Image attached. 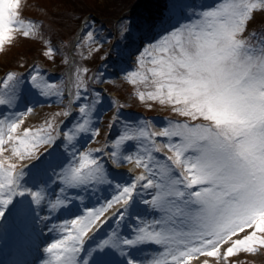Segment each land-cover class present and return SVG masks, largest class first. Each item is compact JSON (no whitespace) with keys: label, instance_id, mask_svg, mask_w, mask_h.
Listing matches in <instances>:
<instances>
[{"label":"snow or ice","instance_id":"obj_1","mask_svg":"<svg viewBox=\"0 0 264 264\" xmlns=\"http://www.w3.org/2000/svg\"><path fill=\"white\" fill-rule=\"evenodd\" d=\"M20 7L21 0H0V47L11 38L13 24L23 26L24 22L19 19ZM257 8L264 9V3L259 0L256 3L224 0L217 7L202 12L198 20L177 21L166 28L160 38L140 54L139 68L128 73L132 83H137L135 77L142 72L141 78L145 81L151 79L154 88L153 92L147 93L149 98L181 105L178 110L198 122L170 124L155 133L156 136L176 138L175 142L169 139L166 143L173 153L168 158L171 164L167 166V183L158 185L151 175L135 177L134 183L116 185L117 193L98 208L87 207V215H75L71 221L76 225L75 235L56 239L46 248L49 253L64 249L63 255L56 256L60 264H119V257L125 258V264H143L132 258L130 252L133 246L146 241L163 245L172 264H189L200 255L230 258L241 250L255 252L258 246L264 247V46L255 48L242 38ZM28 27H32L31 22ZM23 35L27 38L31 32L26 30ZM85 35L95 40L94 26L90 22H86ZM53 51L49 48L48 54ZM39 75L38 72L32 76L34 83ZM14 78L17 83L22 80L16 72L7 76L9 81ZM83 87L90 91L86 83ZM76 97L80 99L81 93L78 92ZM140 97L144 99L145 93ZM16 99L18 97L0 99V104L14 106ZM96 99H100L99 93H96ZM86 109L94 110L95 103H83L80 112L85 113ZM24 115L23 112L15 115L11 122L7 118L0 121V153L6 150V145H27L29 137L33 149L37 142L75 149V143H69L74 140L73 130L69 129L66 139L60 138V144H57L54 124H48L44 136L38 140L32 129L24 133L22 140L15 133ZM75 127L84 130L82 124ZM140 137H143L140 140L142 145L151 146L144 148V154L153 160L151 152L156 142L143 127L134 136L121 135L116 146L119 148L126 138ZM94 151L89 149L83 153L81 162L76 159V150L71 155L65 150L55 154L48 150L49 156L54 155L49 166L61 169L54 173L56 180L63 182L57 187L61 193L90 184L111 183L107 180V169L91 156ZM15 154L21 160L25 158V152L18 146ZM110 159L119 163L116 151L110 154ZM136 159L142 163L144 157L137 153ZM89 165H95V168ZM143 166L149 167L148 164ZM85 168L88 171H84ZM16 169V164L5 169V162L0 160V175L7 171L6 179L0 181V204L5 206L0 209V221L4 222L0 227L9 224L5 212L13 216L14 210L13 217L26 221L32 215H38V209L44 204L41 194L50 190L47 187L49 182L43 181L37 185L40 191H34L23 182L28 172L20 168L17 173ZM149 172H152L151 168ZM137 186L159 189L151 195V204L161 213L160 219H154L149 226L137 217L140 223L135 225L133 238L113 231L112 237L98 241L94 248H85V238L94 240L107 225L106 213L112 211L113 216L118 215L121 220L125 218ZM4 189H8L7 199L3 198ZM26 194L34 198L37 207H32L33 201L26 198L16 199L26 197ZM65 200L72 203L67 196ZM49 204L52 210L56 209V204L51 201ZM8 205L12 207L8 208ZM173 209L179 214L177 217H173ZM63 211L74 215L71 207H65ZM48 220V217H40L44 227H48ZM68 223L65 221L66 225ZM239 233H244L243 237H239ZM40 235L42 230L37 238ZM70 241L73 243L69 244ZM44 264H51V261H44ZM151 264H166V261L154 259ZM204 264L208 261L205 260Z\"/></svg>","mask_w":264,"mask_h":264},{"label":"rangeland","instance_id":"obj_2","mask_svg":"<svg viewBox=\"0 0 264 264\" xmlns=\"http://www.w3.org/2000/svg\"><path fill=\"white\" fill-rule=\"evenodd\" d=\"M130 1L21 0L19 9L21 16L19 19L24 23L23 26L13 24L11 38L5 40L3 47H0V72L9 66H15L24 68L18 69L17 73L26 75V77L19 83L14 81L12 85L4 84L0 80V99L9 100L12 97H18L14 106L10 103L0 104V121H5L7 118L8 122H11L15 115L23 112L25 115L22 117V123L15 134L20 135L23 140L24 133L28 129H32V132L37 134L38 140L39 137L44 136L48 124H54V134L57 136L58 126L70 115L71 110L76 108L78 110L77 118L68 125L66 124L63 131V138L66 139L69 134L68 130H73L74 140L69 141V143H75V149L68 148L65 145V152L71 155V152L76 150V159L83 162V153H87L89 149L96 150L91 153V156L96 158L107 169V180L111 181V183L90 184L81 189H66L64 193H61L57 187L59 184L63 185V182L56 180L54 175V173H59L61 169L53 171L51 174L53 177H50L47 184L50 190L41 194L44 204L38 209V215H32L30 220L26 221L20 217H13L15 215L14 210L13 216H9L8 212H5L9 219V224L0 227V249L1 247L14 249L15 246L20 244L23 248L21 252L35 253V255L39 256L35 264H44V261H51V264H60L56 256L57 254L63 255L64 249H57L49 253L46 248L55 242L56 239L63 240L68 235H75L76 225L71 224V221L76 218L75 215H87L85 211L87 207L98 208L117 193L116 185H126L129 181L134 183L135 177H148L151 175L158 185L167 183L169 176L167 166L171 164L168 158L173 153L166 146V143L169 139L175 142L176 138L156 136L155 133L161 132L170 124L197 123L198 121H193L190 117L185 116L182 111H179L178 109L182 107L181 105L149 98L147 93L154 91L151 79L143 80L141 78L143 73L141 72L135 77L137 83L133 84L128 73L139 68L140 54L149 44L158 40L166 28L176 24L177 21L187 23L193 19L198 20L202 12L217 7L224 0H159L157 5L171 6V8L166 9L167 13L163 19H160L157 16L158 14H154L152 7H147L151 4L150 2L147 4L146 0L145 6L143 4L145 0H140L138 11L129 12L126 14L125 19L118 23L117 30L123 40L117 44L114 41L111 43V41L103 39L101 35L97 36L96 27H94L95 40H90L84 35L80 40L83 41L79 43V59L77 60L79 79L76 83L78 87L75 92L76 94L80 92L81 97L80 99L76 97L75 105L71 104L69 91L65 87L66 83L63 87H60L59 81L63 77L59 75V72L62 70L60 67L63 63V60L61 62L63 53L58 51L55 53L53 51L48 54V49L52 48L55 50V45L42 35L44 31L55 30L56 34H60L59 36L54 35L55 44L64 46V39H69L75 31L77 32L80 29L77 30L78 23L75 22L78 14L88 10H95L105 16H109L107 19L111 23L113 20L112 16L119 14L122 8ZM245 2L256 3L258 0H245ZM259 2L264 3V0H259ZM121 16H124V14ZM34 21H37V27H35L36 22ZM29 22H31V28L28 27ZM130 26L132 33L129 31L125 34ZM43 28L44 31L42 32ZM26 30L31 32V35L27 38L23 35ZM75 37L69 51V57L75 45ZM242 38L255 48L264 46V9L257 8L254 11V16L249 20L246 30L242 33ZM123 43L125 45L121 48ZM120 49H122L120 51L122 55L127 57V61L108 63L112 55L114 56L115 52ZM15 58L18 59L17 63L14 62L16 65H12ZM68 62L69 60L67 59L64 61L65 67H67ZM29 63L31 65L25 68ZM82 69H87V71H82ZM38 72L40 75L37 76V81L34 83L32 76L37 75ZM48 72H51L53 76H49ZM92 75L94 78L91 77ZM88 79L90 83L96 80L98 87L103 90L109 88L110 92L111 90L117 92L115 93L116 95L122 93L121 95L127 105L125 109H129V112L124 113L118 108L116 103L112 101L110 103V101L106 100L108 95L102 94L100 99H93V103H95L94 110L89 111V109H86L85 113H81L80 108L83 103H88L90 99L89 90H85L83 87L84 83L88 85ZM3 80H5V75ZM91 87L94 88L93 85ZM88 89H90L89 85ZM141 93H145L144 99H141ZM99 105L103 106L104 112L100 118L96 116ZM110 105L113 107L112 110H109ZM29 108L32 109L31 112L26 111ZM112 112L116 116L123 115L126 117L122 120L120 130L113 136L110 134L109 128L104 125V119ZM137 113H141L143 117ZM77 124L84 125V130L76 128ZM141 127L145 131L150 132L152 139L156 142V147L151 152L153 160H149L144 154V148L151 146L140 143L143 137L137 139L126 138L121 142L119 148L116 146V141L121 135L126 137L134 136ZM109 134L110 136L107 137ZM31 144L32 138L29 137L27 145L23 143L13 146L6 145V150L0 153V160L5 162V169L10 167L11 164H16L18 173L21 167H28L36 162L42 152L52 145L37 142L35 149H33ZM17 146L22 152H25L23 160L15 154V147ZM113 151L117 152L119 163H114L110 159V154ZM29 152H31L30 156L28 155ZM137 153L144 157L142 163L137 162ZM128 156H132L133 159L128 160ZM144 164H148L149 167H144ZM64 167L66 168L67 164ZM89 167L95 168V165H89ZM149 168L152 169V172H149ZM26 171L28 175L24 177L23 182L28 187H32L34 191L39 192L40 187L37 185L40 183H35L36 175L31 171ZM84 171H88V169L85 168ZM6 177L7 171L5 170L3 175H0V181L6 179ZM53 181L55 183H52ZM157 190L159 189L137 186V191L133 193V200L129 201L130 207L124 214L125 218L121 220L118 215L113 216L112 211L106 213L104 219L108 220L107 225L98 232L94 240L85 238L84 247L94 248L98 241L112 237L113 231L129 239L133 238L132 233L135 230V225L140 223L137 217H140L149 226L152 225L154 219H160L161 213L151 204V195ZM7 192L8 189L3 190L4 199H7ZM65 196L72 202L71 204L65 200ZM25 198L28 201H33L32 207H37L33 197L26 194V197L22 199ZM49 201L56 204L55 210L51 209ZM145 201H148V203H145ZM4 207V205L0 204V209ZM7 207L9 208L11 205ZM65 207H71L74 210V215L66 212L64 214L66 215L65 218H62L63 208ZM172 215L177 217L179 214L173 209ZM40 217L49 218L46 221L48 227H44L41 224ZM65 221L69 223L66 225ZM3 224L4 222L0 221V225ZM141 226L143 227L144 225ZM27 229L28 231L31 229L30 235L35 238L34 242L30 240V243H28ZM41 230L42 235L37 238V234ZM245 231L250 232L251 229H246ZM91 235L92 233L90 232L89 236ZM243 235L244 233L238 234L239 237H243ZM71 243L73 242L70 241L69 244ZM226 247L227 245L224 246V248ZM224 248L221 249L222 252H224ZM130 255L132 258L142 261L143 264H151L154 259L166 261V264H172L171 256L166 254L165 247L153 241H146L142 245L133 246ZM84 258L87 259V257ZM16 260H20L19 257ZM205 260L208 261V264H264V247L258 246L255 252L241 250L230 258L200 255L194 257L189 264H204ZM7 264L15 263L7 262ZM119 264H125L124 257H119Z\"/></svg>","mask_w":264,"mask_h":264},{"label":"trees","instance_id":"obj_3","mask_svg":"<svg viewBox=\"0 0 264 264\" xmlns=\"http://www.w3.org/2000/svg\"><path fill=\"white\" fill-rule=\"evenodd\" d=\"M148 2H150L151 4L149 5V6H147L148 8H153V11H154V14L156 15V14H158L157 16H159L160 17V19H163V18H165V15H166V9H168V8H171V6H169V5H157L158 3H159V0H147V4H148ZM143 4L146 6V0L143 2ZM142 3H141V5H143ZM139 6H140V0H131L128 4H126L123 8H122V10H121V12L119 13V14H117V15H113L112 17V22L111 23H109L108 22V20L109 19H107L109 16H105V15H103V14H101V13H99L98 11H93V10H88L87 12H81L80 14H78V16H77V18H76V21L75 22H77L78 23V25H77V30L82 26V24L84 23V21L86 20V19H88L89 18V22L94 26V27H96V35L97 36H100L101 35V37L103 38V39H105V40H109V41H111V43H112V41H114V43L116 42V44L117 43H120V42H122V40H123V38L120 36V33H118V31H117V28H116V26H114L115 25V21H116V19H118V18H122V20H124L125 19V17H126V14H128L129 12L131 13V11H138V9H139ZM124 14V16H121V15H123ZM37 17V16H36ZM39 19H41L40 17H38ZM162 21V20H161ZM34 22H36V26L35 27H37L38 26V24H37V21H34ZM104 23V24H103ZM85 27H84V31H83V33H82V36L84 37V35H85V32H86V24L84 25ZM129 29V30H128ZM44 31V28H43V30H42V32ZM79 31V30H78ZM78 31L76 32L75 31V33L74 34H72V36L71 37H69V39H64V42H63V44H64V46H58V45H56L55 44V40L53 39V37H55L54 35H60V34H56V32H55V30H49V32H47V31H44L43 32V36L44 37H47L48 38V40H50L51 41V43H54V45H55V47H54V51H55V53L58 51V52H60V53H63V56H62V58H61V62H62V60H63V63L61 64V69L63 70V72H64V61L67 59V60H69V62H70V57H69V51H70V48H71V45H72V42H73V40H74V36H76V34L78 33ZM130 31V33H132V31H131V26L130 27H128L127 28V31L125 32V34H127L128 32ZM53 32H54V34H53ZM118 33V34H117ZM121 35H123V34H121ZM61 38H64V37H61ZM83 41V40H82ZM82 41H80V42H82ZM80 42H78L77 44H76V47L74 48V53H75V55H76V62H75V65H74V68H75V73H74V81H73V87H72V90H73V96H74V98H75V101H76V92H75V90L77 89V87L78 86H76V83H77V80H78V68H77V60L79 59V43ZM127 44V43H126ZM124 45H125V43H123V45H122V47L121 48H123L124 47ZM120 48V47H119ZM112 50H113V48H112ZM111 50V51H112ZM120 51H122V49H120L119 51H117V52H115V55L113 56L112 55V57H111V59H109V61H108V63L109 62H125V61H127V57H125V56H123L122 55V53L120 52ZM114 53V52H113ZM20 59H22V58H20ZM19 59V60H20ZM17 60L18 59H14L13 60V62H12V65H14L15 63H17ZM15 62V63H14ZM60 62V63H61ZM68 62V63H69ZM16 65V64H15ZM31 65V63H29L28 65H26L25 66V68H27V67H29ZM18 69H24V68H20V67H15V66H9V67H7L6 69H3L2 70V72H0V80H2L3 81V83L4 84H7V85H12L13 84V82L14 81H16V79L14 78L12 81H9L8 79H7V76L9 75V74H11L12 72H16L17 73V70ZM19 74V73H18ZM48 74H49V76H53V74L51 73V72H48ZM5 75V80H3V76ZM21 77H22V79L23 78H25L26 77V75H21V74H19ZM91 77H93V75L91 76ZM94 78V77H93ZM90 79V78H89ZM87 80L88 81V85H89V87H90V91H89V94H90V99H89V102H94L93 101V99L94 98H96V93H99L100 95H102L103 94V91H99L96 87H95V85L97 84L96 83V80H93V82L92 83H90V80ZM95 81V82H94ZM17 82V81H16ZM65 83H67V78H66V75H65V73H64V75H63V80H62V82H60V86H63V85H65ZM91 85H93L94 86V88H92L91 87ZM113 91V90H112ZM122 93H120L119 94V97H118V99H119V104L122 106V107H124V106H126V103H125V101H124V98H123V96L121 95ZM106 100H108V101H110V103H111V101L112 102H114V103H116L117 104V100L115 99V98H112V97H106ZM98 104V103H97ZM109 110H111V105H110V108H109ZM104 112H103V106H101V105H99L98 106V113H97V115L96 116H98L99 118L101 117V115L103 114ZM77 114H78V110L76 109L75 110V112H74V114H73V116H72V118L71 119H69L68 121H67V125L69 124V123H71L74 119H76L77 118ZM114 116H115V114H114V112H112V113H110L105 119H104V125L107 127V128H112V127H114L115 128V130L116 131H118L119 130V128L121 127V122L120 121H115L114 120ZM65 124V125H66ZM65 130V129H64ZM56 152H63V149H62V147L60 146L59 147V149H56V150H54L53 151V153L55 154Z\"/></svg>","mask_w":264,"mask_h":264},{"label":"bare ground","instance_id":"obj_4","mask_svg":"<svg viewBox=\"0 0 264 264\" xmlns=\"http://www.w3.org/2000/svg\"><path fill=\"white\" fill-rule=\"evenodd\" d=\"M70 70H73L72 66L70 67ZM28 237L30 240H32V242H34V239L31 238V235ZM21 249H23L22 246L18 244L12 251L11 259L15 264H34L38 260L39 256L35 255V253H25L24 251L21 252ZM17 257H19L20 260H16Z\"/></svg>","mask_w":264,"mask_h":264}]
</instances>
